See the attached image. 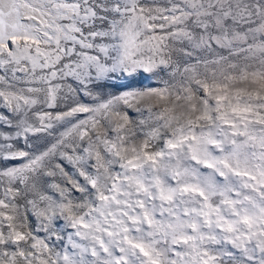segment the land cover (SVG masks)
I'll list each match as a JSON object with an SVG mask.
<instances>
[{
    "label": "snow or ice",
    "instance_id": "snow-or-ice-1",
    "mask_svg": "<svg viewBox=\"0 0 264 264\" xmlns=\"http://www.w3.org/2000/svg\"><path fill=\"white\" fill-rule=\"evenodd\" d=\"M0 264H264V0H0Z\"/></svg>",
    "mask_w": 264,
    "mask_h": 264
}]
</instances>
